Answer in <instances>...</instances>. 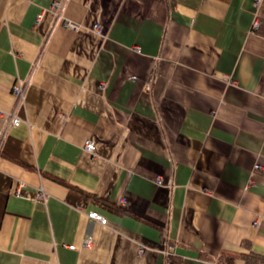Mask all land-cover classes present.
<instances>
[{
  "label": "crops",
  "instance_id": "1",
  "mask_svg": "<svg viewBox=\"0 0 264 264\" xmlns=\"http://www.w3.org/2000/svg\"><path fill=\"white\" fill-rule=\"evenodd\" d=\"M54 1L0 0V264H264V0Z\"/></svg>",
  "mask_w": 264,
  "mask_h": 264
},
{
  "label": "built area",
  "instance_id": "2",
  "mask_svg": "<svg viewBox=\"0 0 264 264\" xmlns=\"http://www.w3.org/2000/svg\"><path fill=\"white\" fill-rule=\"evenodd\" d=\"M62 6V1L60 0H56L52 3V9L55 10L56 12H58L60 10ZM59 14V13H58ZM62 17V25L65 27V28H68V29H71V30H74V31H78L81 27V25L69 18H66L64 16H61ZM94 30H96V32L100 33L101 32V28L99 26V24H96L95 27H94ZM12 92L14 94V96L16 97L17 99V104L21 103L24 98H25V94H26V83L25 82H22V81H17L16 83L13 84L12 86ZM21 122V119L20 117L16 114V112H11L10 113V122L8 123V125L10 126H17L19 125ZM6 135V129L4 128H1L0 127V148H1V144L4 140V137ZM85 148L86 150L88 151H93L94 149V143L90 140H88L85 144ZM257 167H259V165H257ZM159 183H162V180H159ZM42 198H44V194H41L40 195ZM87 216L89 219H92V220H95V221H98L102 224H106L107 223V217L105 215H103L102 213H100L99 211L97 210H90L88 213H87ZM91 245V237L88 236L84 242H83V246L85 247H88ZM69 248H72V249H75V245H69ZM167 254L169 253H172L170 250H168L166 252ZM168 264H177V263H174V262H168Z\"/></svg>",
  "mask_w": 264,
  "mask_h": 264
},
{
  "label": "trees",
  "instance_id": "3",
  "mask_svg": "<svg viewBox=\"0 0 264 264\" xmlns=\"http://www.w3.org/2000/svg\"><path fill=\"white\" fill-rule=\"evenodd\" d=\"M250 255H252V257H254L255 259H258V260L262 259L261 257L255 255V254H250ZM237 256L238 255L235 252L223 251L221 256H220V259L226 263V262H231ZM170 260L173 262L176 261V259L172 256L170 257Z\"/></svg>",
  "mask_w": 264,
  "mask_h": 264
}]
</instances>
